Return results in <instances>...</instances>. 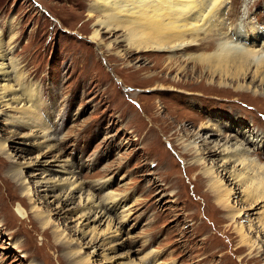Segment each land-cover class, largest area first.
<instances>
[{
  "label": "rangeland",
  "instance_id": "rangeland-1",
  "mask_svg": "<svg viewBox=\"0 0 264 264\" xmlns=\"http://www.w3.org/2000/svg\"><path fill=\"white\" fill-rule=\"evenodd\" d=\"M227 1L228 41L248 49L247 26L264 34V0ZM91 3L0 0L1 41L8 60L18 64L22 84L34 91L32 106L39 113L34 124L59 138L41 155L47 150L42 144L21 136L29 132L22 125H31L26 116L0 108V143L9 148L8 163L0 159V264H264V250L250 254L234 231V225L264 215V195L248 206L239 192L244 185L223 178L243 200L233 195L231 205L247 211L233 222L211 193L213 175L205 172L210 160L194 164L196 154L184 149L191 138L183 134L208 121L223 123L225 134L248 125L264 136V86H257L254 96L249 89L220 88L217 78L210 83L191 63L183 73L174 69L178 66L169 71L167 50L119 56L115 52H123V41L106 49L90 39L96 29V18L87 15ZM234 24L243 38L233 35ZM103 31L106 43L121 34ZM217 40L210 34L203 41ZM263 42L255 46L262 53ZM186 92L203 96L192 100ZM170 111L181 117L174 120ZM249 155L255 178L264 173V145ZM212 158L218 163L220 157ZM55 177L76 184L70 200L61 197L68 184H43ZM2 180L13 187V197L6 199ZM87 195L110 207L108 219H78ZM250 236L260 242L255 232ZM90 237L100 240L92 243Z\"/></svg>",
  "mask_w": 264,
  "mask_h": 264
},
{
  "label": "bare ground",
  "instance_id": "bare-ground-1",
  "mask_svg": "<svg viewBox=\"0 0 264 264\" xmlns=\"http://www.w3.org/2000/svg\"><path fill=\"white\" fill-rule=\"evenodd\" d=\"M224 2L228 1L92 0L87 15L89 19L96 18L94 23L96 29L94 28L95 30L92 32L90 39L97 44L101 43L106 49L117 47V42L123 41V43H125L123 52L118 50L115 53L124 57L129 56L128 54L135 51L139 53L141 51L145 52L150 50H167L172 53L166 57L168 58V65L166 66L169 67L167 70L171 71L173 69L172 66H178L174 69L178 73H183L186 70L187 64L191 63L207 74L208 79L211 81L210 83H212L214 78H217V84L220 88L225 89L231 86L235 90L249 89L252 95L259 96L256 88L257 86H262V88L264 86V53H262L263 50L259 47L255 48V46H258L259 41L264 40V38L262 39L264 34L259 27L249 25L247 26L248 34L246 37H249L250 40L246 45L248 49L244 50L241 49L240 46L238 47V45L229 43L230 41H228L227 38L229 34L227 32H229L228 29L231 28V26L225 27L224 24L223 9L226 6ZM243 19L245 20L244 15L239 18V20H241L240 22H243ZM246 23L249 24L250 21ZM237 24L239 25L238 21L236 25ZM233 27V35L237 38H243L240 37L243 35L236 30L235 24ZM101 28L105 29L103 33L108 31V33L115 35L116 33L114 30H120L121 34L118 36L116 35L106 43L102 40L103 37L100 33ZM210 34L217 35L218 40L215 44L205 45L204 41L210 38ZM1 40L0 32V108L15 109L26 116L31 122V125H22V127H27L29 132L21 136L32 138L31 142H36L38 146L42 144V146L47 149L46 152L41 154L45 156L47 151L51 150L55 140L58 141L59 138L54 134V131L46 132L38 127V125L34 124V120L38 119L39 114L36 112L37 109L34 110L32 106L35 102L34 91L31 90L32 94L30 89L22 84L18 64L15 61L8 60L7 55L9 53ZM260 53H262L261 56L256 57V54ZM5 60H7V62H5ZM177 75L176 73V76ZM247 77L251 78L248 84L245 81ZM10 81L13 82V84L10 83ZM254 82H258V84L255 86ZM156 88L152 89L154 90ZM157 89L164 90L165 88L160 86ZM186 93L193 97L192 100L195 96H203L200 93ZM167 115L173 117L174 120L181 117L178 113L171 114V111L168 112ZM192 124L194 127L196 122H192ZM222 124L223 123L214 124L204 121L200 122L197 128H195V126L192 130L185 128L183 134L191 138V140L184 144V149L187 150L186 152H190L189 154H196V158L194 159V164L196 165L204 164L206 160H210L211 166H207L205 172L213 175L211 185L209 186L212 191L211 193L217 205L225 210H229L230 217H228L236 221V219L241 218L243 214L247 215V211L244 207H237L236 205L235 207L231 205L230 197L232 198V196L235 195L234 197H236L237 201L240 195L234 190L235 188L233 189L230 185L226 184L224 179L227 177L230 178L231 181L234 180V184L238 183L244 185V188L239 190V192L242 194V199L247 201L248 206H252L254 203L257 204L260 201H258V198H262L264 195V173H260V176L258 175L252 178L251 174L253 171H249L252 164L249 166L250 159L248 160L247 157L250 156V152L254 153L262 148L264 145V140H262L264 136L256 132L253 134L254 131L252 132V130H249L248 125H243L225 134V129L223 128L227 127ZM20 127H17V129ZM17 129L13 131L9 129L11 131H8V133L11 135H18ZM51 141L54 142L50 143ZM28 142L30 143V141ZM249 144H252V148L248 147ZM8 149L6 141L0 143V150H4V152L0 151V154H3L0 155V159L4 165L8 163ZM213 155L220 157L217 160L219 164L214 162L212 158ZM44 163H46V161ZM40 164L43 163L40 162ZM230 164L232 165L229 166ZM57 166L61 168H59V171L67 172L63 170L65 169V165ZM28 167H30V165ZM219 169L222 171L220 175H218ZM43 171L46 172L48 169L45 167ZM208 174L206 176L209 179ZM20 175L23 177V173L20 172ZM42 181L44 185L50 183L48 184L50 188L56 185L61 186L63 183L64 185L68 184V187H66L67 189H64L61 196L64 202L73 197V192L77 188L74 182L63 181L60 177H55L52 181H48V179ZM2 183L5 187V197L7 199L12 196L14 190L12 186L8 185L9 183L7 181L2 180ZM79 199L81 200L82 197L79 196ZM82 200H84L85 203L82 204V211L81 214L79 213L78 219L86 220L91 215L97 216V221H100L103 216L106 217L105 219H108L107 217L109 216H106L107 213L105 209H109V206L105 207L101 201L95 202L92 195H87L83 197ZM219 207H217V210H219ZM108 225L109 223L106 225L107 230L109 229ZM234 231L239 237L238 242L240 245L247 246L250 250V254L254 251H256V254H259L264 250V215L259 216V219L254 223L249 221L248 225L244 223L234 225ZM251 232H255L257 237H260V242L256 243L252 241L250 236ZM89 240L97 244L100 239L96 241L95 238L90 237Z\"/></svg>",
  "mask_w": 264,
  "mask_h": 264
}]
</instances>
